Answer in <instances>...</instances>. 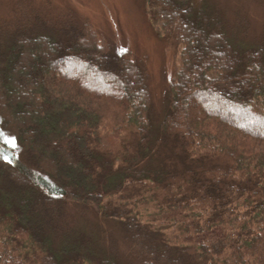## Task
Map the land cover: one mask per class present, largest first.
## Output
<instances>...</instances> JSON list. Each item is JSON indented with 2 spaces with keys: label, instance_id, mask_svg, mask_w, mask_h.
Here are the masks:
<instances>
[{
  "label": "trees",
  "instance_id": "trees-1",
  "mask_svg": "<svg viewBox=\"0 0 264 264\" xmlns=\"http://www.w3.org/2000/svg\"><path fill=\"white\" fill-rule=\"evenodd\" d=\"M4 1L0 264H264V25L146 0L177 50L157 110L145 64L86 19Z\"/></svg>",
  "mask_w": 264,
  "mask_h": 264
},
{
  "label": "rangeland",
  "instance_id": "rangeland-1",
  "mask_svg": "<svg viewBox=\"0 0 264 264\" xmlns=\"http://www.w3.org/2000/svg\"><path fill=\"white\" fill-rule=\"evenodd\" d=\"M54 6L73 11L78 17L90 22L97 32L108 38L118 51H128L145 64L148 72L147 84L151 95V106L161 110L165 105V94L173 74V62L177 50L172 40L157 35L151 24V7L146 0H51ZM201 4H220L227 12L236 8L247 11L255 30L264 25V6H255L247 0H194ZM0 11L7 12L4 0H0ZM163 113L160 115L162 116ZM78 225L82 221L75 219ZM124 264H132L125 254ZM135 264V262H133Z\"/></svg>",
  "mask_w": 264,
  "mask_h": 264
},
{
  "label": "snow or ice",
  "instance_id": "snow-or-ice-1",
  "mask_svg": "<svg viewBox=\"0 0 264 264\" xmlns=\"http://www.w3.org/2000/svg\"><path fill=\"white\" fill-rule=\"evenodd\" d=\"M3 146H8V148L15 149L17 147V143L15 137L10 136L3 130H0V158H2L5 162H8L9 157Z\"/></svg>",
  "mask_w": 264,
  "mask_h": 264
}]
</instances>
